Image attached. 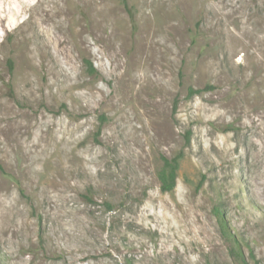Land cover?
Returning a JSON list of instances; mask_svg holds the SVG:
<instances>
[{
  "label": "rangeland",
  "instance_id": "1",
  "mask_svg": "<svg viewBox=\"0 0 264 264\" xmlns=\"http://www.w3.org/2000/svg\"><path fill=\"white\" fill-rule=\"evenodd\" d=\"M126 2L0 0V264H264V0Z\"/></svg>",
  "mask_w": 264,
  "mask_h": 264
},
{
  "label": "trees",
  "instance_id": "2",
  "mask_svg": "<svg viewBox=\"0 0 264 264\" xmlns=\"http://www.w3.org/2000/svg\"><path fill=\"white\" fill-rule=\"evenodd\" d=\"M127 0H122L123 4L125 5V7H127ZM131 19H132V16H131ZM7 64H8V68L9 70L12 69L13 67V62L11 59H8L7 60ZM89 69L90 71H93L94 68L92 66L91 63H89ZM212 88V86L210 85H206L203 87V90H206V89H210ZM200 91V89H193V88H188V96H192L196 93H198ZM186 141H188V139H186ZM182 157V152H179L177 155L175 156H172V157H166V156H161V166L159 168V170L157 171V178H158V181H159V187L161 189V191H164V192H168V191H171L175 184H176V178H177V170H178V167H179V160L181 159ZM0 172L2 174H5V171L2 167V165L0 164ZM216 214H217V217L222 225V227L224 229H226V225L224 223V219L222 218V216L220 215V212H218V210H215ZM227 237L230 239L231 243H232V247L235 249V250H238L239 249V245L238 243L236 242V240L230 236L227 232Z\"/></svg>",
  "mask_w": 264,
  "mask_h": 264
},
{
  "label": "bare ground",
  "instance_id": "3",
  "mask_svg": "<svg viewBox=\"0 0 264 264\" xmlns=\"http://www.w3.org/2000/svg\"><path fill=\"white\" fill-rule=\"evenodd\" d=\"M77 32H78V30H77ZM66 41V40H65ZM58 44V43H57Z\"/></svg>",
  "mask_w": 264,
  "mask_h": 264
}]
</instances>
